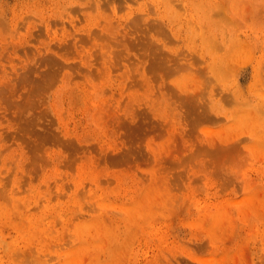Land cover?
Listing matches in <instances>:
<instances>
[{
    "label": "rangeland",
    "instance_id": "obj_1",
    "mask_svg": "<svg viewBox=\"0 0 264 264\" xmlns=\"http://www.w3.org/2000/svg\"><path fill=\"white\" fill-rule=\"evenodd\" d=\"M0 264H264V0H0Z\"/></svg>",
    "mask_w": 264,
    "mask_h": 264
},
{
    "label": "bare ground",
    "instance_id": "obj_2",
    "mask_svg": "<svg viewBox=\"0 0 264 264\" xmlns=\"http://www.w3.org/2000/svg\"><path fill=\"white\" fill-rule=\"evenodd\" d=\"M212 15H213V14H212ZM212 17H214V16H212ZM209 18H210V19H213V18H211V15L209 16ZM106 26H108V24H107ZM103 29H104V28H103ZM104 30H105V29H104ZM107 31H108V30H107Z\"/></svg>",
    "mask_w": 264,
    "mask_h": 264
}]
</instances>
